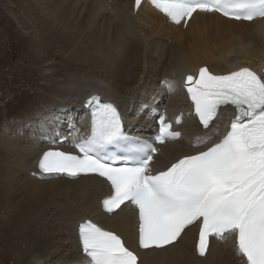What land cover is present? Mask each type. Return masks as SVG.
<instances>
[{"label":"bare ground","instance_id":"6f19581e","mask_svg":"<svg viewBox=\"0 0 264 264\" xmlns=\"http://www.w3.org/2000/svg\"><path fill=\"white\" fill-rule=\"evenodd\" d=\"M132 5L133 0H0L22 36L29 37L38 81L47 89L48 98L37 95L38 103L22 114L39 125H56L59 130L84 135L89 126L82 119L80 99L97 92L121 105L129 125L144 129L153 111L166 107L173 118L185 109L179 79L186 73L204 64L216 73L246 65L259 69L264 64V20L239 22L215 12H196L183 29V21L173 23L151 0H145L136 15ZM56 56L63 59L61 64L54 60ZM166 77L172 79L169 93L160 87ZM226 113L222 110L215 124L222 123ZM182 131L181 141L170 143L169 152L155 157V170H164L179 157L204 148L189 145L195 136L204 134L195 120L186 118ZM47 147L30 135L0 131L3 260L83 264L75 226L86 217L117 231L135 247V210L125 205L106 217L100 201L110 189L103 180L94 176L26 178ZM197 229L188 228L164 249L141 251V264H243L230 235L223 241L213 240L207 260L199 259Z\"/></svg>","mask_w":264,"mask_h":264},{"label":"snow or ice","instance_id":"6c2138e0","mask_svg":"<svg viewBox=\"0 0 264 264\" xmlns=\"http://www.w3.org/2000/svg\"><path fill=\"white\" fill-rule=\"evenodd\" d=\"M151 3L175 24L186 23L194 12H219L248 21L264 17V0ZM140 4L141 0H135L137 8ZM185 87L205 129L218 118L222 106L236 110L221 138L217 140V127L215 134L198 138L194 145L209 147L182 156L165 170H154L155 143L175 140L181 133L173 131L161 115L155 143L132 138L125 132L118 106L92 95L85 102L91 116L90 134L73 144L78 154L45 151L38 163L40 174L105 178L112 194L102 201L104 210L114 213L126 202L136 207L142 249H164L185 228L197 224L201 257L210 236L226 239L230 235L243 264H264V78L248 67L222 75L201 67L198 77L187 76ZM78 228L86 257L83 264H138L135 252L115 232L90 220Z\"/></svg>","mask_w":264,"mask_h":264},{"label":"rangeland","instance_id":"374dc122","mask_svg":"<svg viewBox=\"0 0 264 264\" xmlns=\"http://www.w3.org/2000/svg\"><path fill=\"white\" fill-rule=\"evenodd\" d=\"M28 39L29 37L22 36L17 24L0 6V127L10 115L32 110L33 105L38 103L35 99L37 95L48 98L45 93L47 89L38 81L36 53L33 52ZM54 60L58 64L63 62L58 56ZM0 248L4 250L6 244L0 242ZM2 257L3 255H0V264H16L12 257L4 260Z\"/></svg>","mask_w":264,"mask_h":264}]
</instances>
